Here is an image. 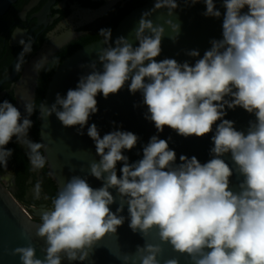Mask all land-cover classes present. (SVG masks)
Listing matches in <instances>:
<instances>
[{"label":"clouds","instance_id":"9594fccd","mask_svg":"<svg viewBox=\"0 0 264 264\" xmlns=\"http://www.w3.org/2000/svg\"><path fill=\"white\" fill-rule=\"evenodd\" d=\"M199 2L206 5L205 17L223 15L222 38L211 39L202 57L197 49L186 51L190 57H200L194 64L156 59L166 28L149 17L164 8L172 17L179 5L178 0H155L133 30L138 46L125 36L117 37L113 46L112 29H100L99 42L106 45L96 51L102 70L92 61L87 65L92 71L80 76L75 89H68L66 96L57 93L51 106L40 105L39 117L43 120L54 113L65 127L79 125L77 132L83 135L90 116L98 111L97 94L106 99L127 83L130 93L142 94L145 119L154 122L158 133L168 126L185 138L203 137L215 125L211 159L201 163L196 156L182 154L177 163L168 140L153 135L142 148V159L130 163L122 150L133 149L138 135L116 129L101 137L92 123L87 135L95 143L99 160L93 159L88 169L102 186L93 188L79 175L67 180L40 216L36 236L45 240L43 258L37 257L31 243L18 246L10 255H18L21 264L84 261L125 220L143 239L157 230L160 241L186 254L191 264H264V0H222L223 14L215 0H184L186 5ZM246 6L247 11H242ZM165 24L171 29L169 38L176 42L181 25L172 19ZM20 44L16 72L23 69L26 55L33 50L31 40ZM47 60V56L39 59L33 70L39 74ZM24 106L26 114L22 115L9 100L0 101V167L7 169L13 149L6 145L15 136L28 149L32 170L38 171L47 163L40 151L47 145L28 138L36 108L32 101ZM237 107L255 116L246 132L224 118L228 109ZM229 153L235 171L243 176L239 191L229 187L233 168L223 159ZM117 162H123L119 175ZM41 183L34 186V199L41 196ZM117 202L112 211L110 206ZM125 206L127 216L121 214ZM162 253L161 243L145 240L135 253L118 258L123 264H161ZM163 264H179V260L169 258Z\"/></svg>","mask_w":264,"mask_h":264},{"label":"water","instance_id":"95a60500","mask_svg":"<svg viewBox=\"0 0 264 264\" xmlns=\"http://www.w3.org/2000/svg\"><path fill=\"white\" fill-rule=\"evenodd\" d=\"M13 1L0 0V13H3ZM154 3L155 0H148L123 16L112 30L111 43L113 46H115V39L119 36L129 38L133 41L134 46H138L133 30L138 26L142 13L152 9ZM215 3L223 14L225 9L222 7V0H215ZM178 5L174 9L172 17H168L166 8L157 10L149 17L154 23L164 25L166 28L165 36L162 38V52L156 59L159 61L165 58H174L181 63L187 60L194 64L195 60L202 57L205 50L211 47V39L222 38L223 15L220 18L205 17L202 14L206 10V5L203 2L186 5L184 0H178ZM242 11H247V6ZM167 19H172L181 25L179 38L176 42L169 38L172 33L169 26L165 24ZM101 39L102 37L77 49L60 63L52 75L45 94L44 102L48 106L55 102L57 93L66 96L68 89L77 87L80 76L92 71L87 67L92 61H96L97 69L102 70L96 52L99 48L106 46L99 42ZM192 49L199 50L200 57L186 55V51ZM82 65L84 67H81ZM96 99L98 111L90 116L88 124L83 129V135H79L77 132L79 125L65 127L54 113L43 120L41 119V139L42 143L47 145L44 154L49 163L50 173L57 182L59 190L73 175L86 178L93 188L102 186L103 182L89 175L88 169V165L93 159L99 160L95 143L87 135V127L92 123L97 125L101 137L116 129L132 131L138 135V143L133 149L122 150L123 154L129 157L130 163L142 159V148L153 135L168 140L169 148L176 152L177 163H180L179 157L182 154L189 158L196 156L201 163L211 159L210 149L213 146L211 136L214 134L215 125L213 132L205 134L203 137L193 135L185 138L168 126L164 127L163 132L158 133L154 122L145 119L144 114L147 112V106L142 102V94L140 92L130 93L127 83L118 93L109 94L106 99L102 93H98ZM224 118L233 120L234 127L245 132L249 121L255 120L254 114L248 113L241 107L234 110L228 109ZM223 159L233 168V175L229 178V187L233 191H239V183L243 180V176L235 171L230 153L225 154ZM122 163L117 162L118 175ZM110 191L114 196L116 195L114 189ZM117 206L118 202L110 207L112 211H115ZM121 214L128 215L126 206ZM39 215H41L39 210L30 213L15 192L0 179V264H21L19 256L10 255V250L18 246H26L29 243L35 246L37 257L43 258L44 253L41 249L46 247L45 240L36 236V229L41 223V220L36 217ZM145 240L149 243L162 244L163 253L158 257L161 264L169 258H178L179 264H191V260L186 254L175 252L170 244L162 243L157 230L153 229L143 239L139 233L131 231L127 220L117 229L116 234L110 233L102 238L86 260L69 262L64 259L62 264H123L118 257L125 253H135L137 245L142 246Z\"/></svg>","mask_w":264,"mask_h":264},{"label":"flooded vegetation","instance_id":"af4514ba","mask_svg":"<svg viewBox=\"0 0 264 264\" xmlns=\"http://www.w3.org/2000/svg\"><path fill=\"white\" fill-rule=\"evenodd\" d=\"M140 1L143 0H14L0 13V101L9 100L22 115L26 114L24 104L34 102L36 111L30 117L33 121L28 133L30 140L42 142L39 108L56 65L77 49L100 39V29L113 30L121 15ZM21 40H31L33 50L26 55L23 69L16 72ZM44 56L48 58L47 63L37 74L33 66ZM6 147L13 149V155L8 159L7 169L0 167V179L17 197L22 196L19 199L32 212L42 213L50 208L53 176L48 160L43 169L33 171L28 149L19 145L15 136ZM40 151L44 154L43 149ZM5 176L9 179H3ZM37 181L42 182V192L39 199H34ZM40 216L36 217L40 219Z\"/></svg>","mask_w":264,"mask_h":264},{"label":"trees","instance_id":"16d2710c","mask_svg":"<svg viewBox=\"0 0 264 264\" xmlns=\"http://www.w3.org/2000/svg\"><path fill=\"white\" fill-rule=\"evenodd\" d=\"M146 1H148V0H143V1H140L136 6H138V5H141V4H143V3H145ZM132 10V9H131ZM129 12V11H128ZM128 12H124L122 15H121V19L123 18V16L125 15V14H127ZM120 19V20H121ZM118 24V23H117ZM60 64V63H59ZM59 64H57L56 65V68H58V66H59ZM56 70V69H55ZM50 182H51V193H52V197L54 198L57 194H58V192H59V187H58V184H57V182L52 178L51 180H50ZM21 198H22V196H20ZM20 197H18V198H20ZM20 198V199H21Z\"/></svg>","mask_w":264,"mask_h":264},{"label":"built area","instance_id":"2783aa9c","mask_svg":"<svg viewBox=\"0 0 264 264\" xmlns=\"http://www.w3.org/2000/svg\"><path fill=\"white\" fill-rule=\"evenodd\" d=\"M26 209H27L30 213H32L31 210H30V208L26 207Z\"/></svg>","mask_w":264,"mask_h":264},{"label":"rangeland","instance_id":"374dc122","mask_svg":"<svg viewBox=\"0 0 264 264\" xmlns=\"http://www.w3.org/2000/svg\"><path fill=\"white\" fill-rule=\"evenodd\" d=\"M23 203V202H22ZM24 204V203H23ZM25 207H28L27 205L24 204Z\"/></svg>","mask_w":264,"mask_h":264}]
</instances>
